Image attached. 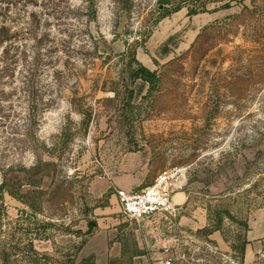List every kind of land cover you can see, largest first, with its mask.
<instances>
[{
	"label": "rangeland",
	"instance_id": "1",
	"mask_svg": "<svg viewBox=\"0 0 264 264\" xmlns=\"http://www.w3.org/2000/svg\"><path fill=\"white\" fill-rule=\"evenodd\" d=\"M227 1L0 0V191L17 242L38 219L54 264H264V0ZM166 169L187 196L176 214L126 217L117 191Z\"/></svg>",
	"mask_w": 264,
	"mask_h": 264
},
{
	"label": "trees",
	"instance_id": "2",
	"mask_svg": "<svg viewBox=\"0 0 264 264\" xmlns=\"http://www.w3.org/2000/svg\"><path fill=\"white\" fill-rule=\"evenodd\" d=\"M217 1V0H216ZM219 1V0H218ZM232 0H228L227 3L224 5L225 7L230 6ZM165 7L166 4H168L169 0H162ZM126 4V3H124ZM183 8V5L181 3H178L175 5L172 9L168 10V12H177ZM207 5L204 2L199 3L195 7H192L189 9V14H197L201 12L202 10L206 9ZM168 14V13H167ZM166 16V15H164ZM3 29V28H2ZM134 62L137 64L136 69H131L132 76L134 78L142 79L146 82H148L151 85H154L157 81V74L155 71L150 70L145 65H143L141 62H139L136 59L135 55V49H129L128 52ZM2 187H0L1 189ZM23 214H26L25 211L21 212V218L23 217ZM36 216V215H35ZM8 218V214L5 209L4 201H3V193L0 191V263L1 264H54V263H60L59 260L54 259L52 256H50L48 253H42L37 250L35 246L36 241H44L46 240L45 235V227L47 224L41 223L40 220L35 219L36 224L38 223L39 226L43 230H38L37 233H32L31 228L28 227L29 225H26L23 229V233H21V237H18L20 241L17 242V227H12L11 223H9V228L6 230L4 219ZM30 221V220H29ZM17 223V220L14 222ZM30 223V222H29ZM33 223V222H32ZM37 224V225H38ZM94 226H96V223H89V227L92 229ZM210 233H213L215 231H220V225L211 227L209 229ZM2 237H4L2 239ZM11 237V239L9 238ZM247 245V241H245L244 245H242V253L244 254L245 248ZM90 258L83 259V261L80 264H88ZM61 264H78L74 259L69 258L66 262H62Z\"/></svg>",
	"mask_w": 264,
	"mask_h": 264
},
{
	"label": "built area",
	"instance_id": "3",
	"mask_svg": "<svg viewBox=\"0 0 264 264\" xmlns=\"http://www.w3.org/2000/svg\"><path fill=\"white\" fill-rule=\"evenodd\" d=\"M180 177L179 169H166L161 171L150 185L136 192L119 189L117 197L122 213L135 221L155 215H175L177 205L173 202V196ZM166 263L171 262L167 260Z\"/></svg>",
	"mask_w": 264,
	"mask_h": 264
},
{
	"label": "crops",
	"instance_id": "4",
	"mask_svg": "<svg viewBox=\"0 0 264 264\" xmlns=\"http://www.w3.org/2000/svg\"><path fill=\"white\" fill-rule=\"evenodd\" d=\"M187 200V196L181 192V191H177L175 192L174 196H173V202L179 206V204L184 203Z\"/></svg>",
	"mask_w": 264,
	"mask_h": 264
}]
</instances>
